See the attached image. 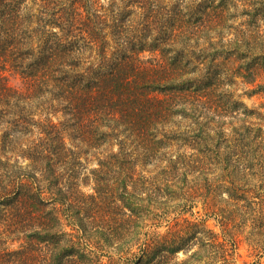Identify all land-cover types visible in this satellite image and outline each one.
Here are the masks:
<instances>
[{"label": "trees", "instance_id": "trees-1", "mask_svg": "<svg viewBox=\"0 0 264 264\" xmlns=\"http://www.w3.org/2000/svg\"><path fill=\"white\" fill-rule=\"evenodd\" d=\"M171 1L0 0V264H116L110 251L122 264H237L232 230L248 228L264 250V195L254 199L195 114L218 108L210 49L225 41L213 34L226 16ZM241 35L229 41L238 51ZM242 68L255 84L260 68ZM179 118L197 120L200 134L179 131ZM171 141L197 152L175 157ZM89 156L98 168L88 195L74 183ZM181 200L203 201L229 240L206 222L194 251L182 230L150 234Z\"/></svg>", "mask_w": 264, "mask_h": 264}, {"label": "rangeland", "instance_id": "rangeland-1", "mask_svg": "<svg viewBox=\"0 0 264 264\" xmlns=\"http://www.w3.org/2000/svg\"><path fill=\"white\" fill-rule=\"evenodd\" d=\"M176 1L172 0L170 4H175ZM186 1L189 4L193 2L200 4L206 1L211 7L221 8L226 16V27L222 33L215 32L213 34L216 40L225 38V41L212 45L210 49L212 51L218 50L214 55L220 74L215 81L216 85L220 84L218 85L219 88L216 89L218 94L215 96L218 108L216 110L198 108L195 114L198 117V122L203 124L204 131L210 132V142L213 148L217 147L222 156L230 154L231 159L237 162V167L241 170L240 175L243 174L249 179L248 182L243 181L244 185L248 186V190L252 192L251 195L255 196L254 199L259 201V198L264 195V54H262L264 53V0ZM206 7L208 6L204 5V8ZM236 33L244 34L240 38L241 49L239 51L236 46H231L229 43L230 40L236 38ZM249 36H254L255 39L245 42ZM241 64L243 70L256 68V66L260 68L255 84H247L243 78L235 74L234 68L241 66ZM200 67L203 68V65ZM8 81L15 87H24L23 80L19 76L10 74ZM234 102L238 104L235 105ZM179 120L184 121V125L187 127L179 131L200 134L199 124L194 123L197 120H192L193 122L185 121L182 118ZM67 142L72 144L73 140H67ZM171 142L175 157L179 154L187 153L190 155L197 152L188 146H183L181 141L178 143L177 141ZM200 142L204 146L206 145V141L201 140ZM83 151L84 148L79 145V152L83 153ZM82 162L84 166L76 176L74 186L89 195L94 193L92 170L98 168V163L95 156H89V160L83 159ZM152 170L153 167L151 166L147 169V171ZM145 173L147 178H155L157 182L164 180L163 177L154 173ZM192 177L190 176L189 182H195ZM186 204V201L181 200L174 212L168 216H162L156 222L154 221V226L151 225L147 230L150 234L166 235L173 228L175 231L182 230L185 237L197 236L200 238L203 237L202 228L196 225L206 222L208 229L219 234L221 240H229L230 237L223 233L218 220L214 215H211L210 210H206L203 201H195L192 205L187 206ZM149 224L153 223L149 222ZM250 230L251 228L246 229L243 234L232 230V236L236 234L234 237L238 245L237 264H264V250L254 246L256 243L253 239L246 236ZM263 235L262 232L260 237L262 238ZM196 240L194 238L188 239V244L192 245L193 251L200 248ZM112 246L117 248L118 245L113 244ZM7 247L11 250L18 249L19 244L8 243ZM116 253V251H110L105 256H111L116 264L126 263L120 260ZM187 257V253L184 251L178 255L179 261ZM209 261L208 258H205L204 262ZM104 262H108V258H105Z\"/></svg>", "mask_w": 264, "mask_h": 264}]
</instances>
